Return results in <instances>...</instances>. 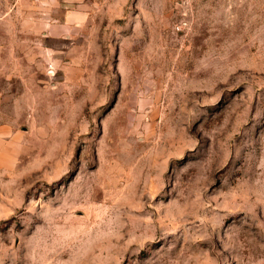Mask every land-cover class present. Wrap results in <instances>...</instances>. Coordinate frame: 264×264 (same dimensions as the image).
<instances>
[{
    "label": "rangeland",
    "instance_id": "1",
    "mask_svg": "<svg viewBox=\"0 0 264 264\" xmlns=\"http://www.w3.org/2000/svg\"><path fill=\"white\" fill-rule=\"evenodd\" d=\"M0 264H264V0H0Z\"/></svg>",
    "mask_w": 264,
    "mask_h": 264
},
{
    "label": "crops",
    "instance_id": "2",
    "mask_svg": "<svg viewBox=\"0 0 264 264\" xmlns=\"http://www.w3.org/2000/svg\"><path fill=\"white\" fill-rule=\"evenodd\" d=\"M4 147H6V146H4ZM5 150H3V153H4V155H3V159L5 160V158L7 157V154H9L8 153V150H7V152H4Z\"/></svg>",
    "mask_w": 264,
    "mask_h": 264
}]
</instances>
